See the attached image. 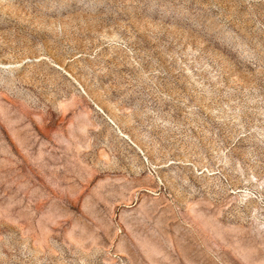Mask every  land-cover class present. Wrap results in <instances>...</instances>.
I'll list each match as a JSON object with an SVG mask.
<instances>
[{"label": "rangeland", "instance_id": "rangeland-1", "mask_svg": "<svg viewBox=\"0 0 264 264\" xmlns=\"http://www.w3.org/2000/svg\"><path fill=\"white\" fill-rule=\"evenodd\" d=\"M0 264H264V0H0Z\"/></svg>", "mask_w": 264, "mask_h": 264}]
</instances>
